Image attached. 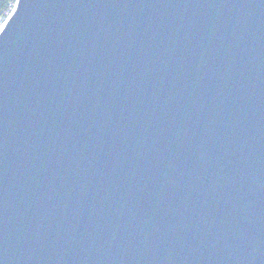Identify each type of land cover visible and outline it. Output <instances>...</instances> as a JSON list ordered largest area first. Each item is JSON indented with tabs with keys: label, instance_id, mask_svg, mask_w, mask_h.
<instances>
[{
	"label": "water",
	"instance_id": "1",
	"mask_svg": "<svg viewBox=\"0 0 264 264\" xmlns=\"http://www.w3.org/2000/svg\"><path fill=\"white\" fill-rule=\"evenodd\" d=\"M0 258L264 264V0H17Z\"/></svg>",
	"mask_w": 264,
	"mask_h": 264
},
{
	"label": "trees",
	"instance_id": "2",
	"mask_svg": "<svg viewBox=\"0 0 264 264\" xmlns=\"http://www.w3.org/2000/svg\"><path fill=\"white\" fill-rule=\"evenodd\" d=\"M15 0H0V19L4 20L7 17V12L10 10V4Z\"/></svg>",
	"mask_w": 264,
	"mask_h": 264
},
{
	"label": "built area",
	"instance_id": "3",
	"mask_svg": "<svg viewBox=\"0 0 264 264\" xmlns=\"http://www.w3.org/2000/svg\"><path fill=\"white\" fill-rule=\"evenodd\" d=\"M16 2H17V0H15L13 3L10 4V10H9V12H7V17L4 20H1L0 19V29L2 28V26L4 25V23L6 22V20L8 19V17L13 12V10H14V8L16 6Z\"/></svg>",
	"mask_w": 264,
	"mask_h": 264
},
{
	"label": "snow or ice",
	"instance_id": "4",
	"mask_svg": "<svg viewBox=\"0 0 264 264\" xmlns=\"http://www.w3.org/2000/svg\"><path fill=\"white\" fill-rule=\"evenodd\" d=\"M8 24L5 25V28ZM5 30V29H4ZM0 264H4V260L2 258H0Z\"/></svg>",
	"mask_w": 264,
	"mask_h": 264
}]
</instances>
